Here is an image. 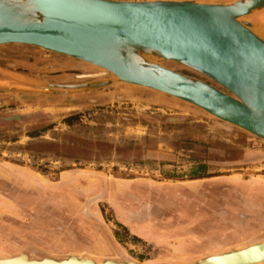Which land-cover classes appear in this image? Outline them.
Wrapping results in <instances>:
<instances>
[{"label":"rangeland","instance_id":"rangeland-1","mask_svg":"<svg viewBox=\"0 0 264 264\" xmlns=\"http://www.w3.org/2000/svg\"><path fill=\"white\" fill-rule=\"evenodd\" d=\"M254 14L242 19L264 38V9ZM101 71L0 45V258L190 264L263 241L264 140L116 80L53 92Z\"/></svg>","mask_w":264,"mask_h":264},{"label":"water","instance_id":"water-1","mask_svg":"<svg viewBox=\"0 0 264 264\" xmlns=\"http://www.w3.org/2000/svg\"><path fill=\"white\" fill-rule=\"evenodd\" d=\"M262 9L264 0H0V45L34 46L103 70L81 76L93 81L58 85L62 91L53 92L97 89L116 80L192 104L264 140V38L242 19ZM262 247L264 242L190 264H264V250L248 253ZM45 260L65 262L38 263ZM111 260L101 264H118Z\"/></svg>","mask_w":264,"mask_h":264},{"label":"bare ground","instance_id":"bare-ground-1","mask_svg":"<svg viewBox=\"0 0 264 264\" xmlns=\"http://www.w3.org/2000/svg\"><path fill=\"white\" fill-rule=\"evenodd\" d=\"M101 72H103V70ZM98 74L101 75L102 73L99 72ZM89 76H91V75H89ZM263 242H264V240L260 241V242H256V243L253 242L252 244L239 246L240 248L235 249V250L236 251L237 250H243L244 248H250V246H252V245H257V244L263 243ZM251 248H253V247H251ZM260 249L264 250V247L257 248L254 251H253V249H249V251H248L249 257L251 255L258 256L260 254V252H259ZM235 250H230V251H227V252H232V251H235ZM223 253H226V252H219V253H215V254H212V255L206 256V257L217 256V255H220V254H223ZM70 257H72V259H70L69 261H67L69 256L67 258H64L65 262L57 263L55 260H53V261L45 260V261H43L41 263H38V261H40V260L42 261L44 258L43 259H39V260H36V259L33 260V259H30L26 254L21 253L19 255L12 256V257L0 258V264H81L80 262H77V260H75V259L84 260V261H90V262H92V264H101L103 262V261H94L91 258H87V257H77L75 255H71ZM206 257H204V258H206ZM73 258H75V259H73ZM60 261H63V260H60ZM111 261H113V260H111ZM115 262H117V261H115ZM130 262L132 264H147V263H144V262H135V261H130ZM117 263L119 264L120 262H117ZM121 263H123V262H121ZM83 264H87V263H83Z\"/></svg>","mask_w":264,"mask_h":264},{"label":"trees","instance_id":"trees-1","mask_svg":"<svg viewBox=\"0 0 264 264\" xmlns=\"http://www.w3.org/2000/svg\"><path fill=\"white\" fill-rule=\"evenodd\" d=\"M30 136H37V132H31L30 134H29Z\"/></svg>","mask_w":264,"mask_h":264},{"label":"crops","instance_id":"crops-1","mask_svg":"<svg viewBox=\"0 0 264 264\" xmlns=\"http://www.w3.org/2000/svg\"><path fill=\"white\" fill-rule=\"evenodd\" d=\"M203 1H207V0H203ZM212 2V1H211ZM258 13L254 14V15H257Z\"/></svg>","mask_w":264,"mask_h":264}]
</instances>
